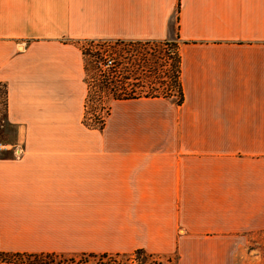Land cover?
<instances>
[{
  "label": "crops",
  "instance_id": "0c3cea01",
  "mask_svg": "<svg viewBox=\"0 0 264 264\" xmlns=\"http://www.w3.org/2000/svg\"><path fill=\"white\" fill-rule=\"evenodd\" d=\"M92 40L176 43L183 103L86 127ZM0 85V254L262 263L239 243L264 233V0H0Z\"/></svg>",
  "mask_w": 264,
  "mask_h": 264
},
{
  "label": "trees",
  "instance_id": "16d2710c",
  "mask_svg": "<svg viewBox=\"0 0 264 264\" xmlns=\"http://www.w3.org/2000/svg\"><path fill=\"white\" fill-rule=\"evenodd\" d=\"M160 47L165 53L163 63H160L155 55V49ZM83 55L87 58L85 62L87 97L83 123L90 129H104L114 102L171 99L181 105L184 101L180 55L178 45L174 42L104 41L101 47L90 49ZM90 72L93 76L89 78ZM6 97L5 89L4 105ZM88 111L95 119L88 117ZM139 255L140 251L137 252L138 257ZM103 259H107L106 264L117 262L113 258L108 259L107 256H102L100 260ZM0 260L8 263H61V260L49 255L9 257L0 254ZM86 261L87 258L80 262Z\"/></svg>",
  "mask_w": 264,
  "mask_h": 264
},
{
  "label": "rangeland",
  "instance_id": "374dc122",
  "mask_svg": "<svg viewBox=\"0 0 264 264\" xmlns=\"http://www.w3.org/2000/svg\"><path fill=\"white\" fill-rule=\"evenodd\" d=\"M107 41V40H105ZM104 41H84L79 42L78 45L81 48L82 52L87 53L90 49H95L101 47ZM110 52V51H109ZM155 55L159 58L160 63H163V59H165V53L164 49L162 47L155 49ZM157 58V59H158ZM87 58L84 57V66ZM93 74L90 72L88 73V77H92ZM86 77V75H85ZM4 102H5V88L0 85V145L1 144H8L14 140L15 137V130L14 128L8 126L5 123V117H4ZM85 115V113H84ZM88 117L91 119H95L93 116L90 115L88 111ZM84 119V118H83ZM240 249L241 250H257L260 252V255L262 257V263L264 264V233L253 236L249 241L247 242H240ZM82 260V259H80ZM119 261L118 259H115ZM124 261V259H121ZM157 260V259H156Z\"/></svg>",
  "mask_w": 264,
  "mask_h": 264
}]
</instances>
